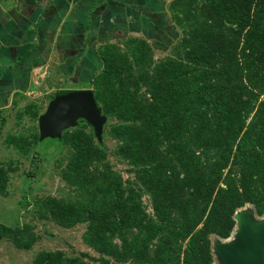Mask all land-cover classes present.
Wrapping results in <instances>:
<instances>
[{
	"label": "trees",
	"instance_id": "obj_1",
	"mask_svg": "<svg viewBox=\"0 0 264 264\" xmlns=\"http://www.w3.org/2000/svg\"><path fill=\"white\" fill-rule=\"evenodd\" d=\"M167 8L179 35L166 54L140 34L97 47L102 66L88 87L107 117L102 139L84 118L51 137L66 150L57 166L69 192L37 196L35 212L86 223L83 239L98 254L42 248L33 264H213L212 236L231 235L236 210L252 203L264 213V0ZM43 105L14 102L17 122L37 120ZM7 119L0 109V132ZM4 140L36 156L38 125ZM14 162L0 160L3 194ZM40 236L32 222L0 223V237L20 248Z\"/></svg>",
	"mask_w": 264,
	"mask_h": 264
},
{
	"label": "crops",
	"instance_id": "obj_2",
	"mask_svg": "<svg viewBox=\"0 0 264 264\" xmlns=\"http://www.w3.org/2000/svg\"><path fill=\"white\" fill-rule=\"evenodd\" d=\"M168 1L0 0V109L42 89L43 80L88 87L102 66L98 45L129 34L152 37V20L168 11Z\"/></svg>",
	"mask_w": 264,
	"mask_h": 264
},
{
	"label": "rangeland",
	"instance_id": "obj_3",
	"mask_svg": "<svg viewBox=\"0 0 264 264\" xmlns=\"http://www.w3.org/2000/svg\"><path fill=\"white\" fill-rule=\"evenodd\" d=\"M162 10L163 13H160V15L162 14L160 19L152 20V27L156 29L152 33V37L147 36L156 47V56H162L169 52L171 42L179 35L175 24L170 20L169 11H165V7ZM141 27L138 26V29L141 30ZM138 29L137 31H139ZM59 81L64 82L65 80L64 78H59ZM41 83L42 89L35 93H26L25 98L18 104L22 105L29 100L38 99L44 102L41 108L43 112L52 97V93L60 89L61 86L57 87L55 79L51 81L52 85H50L49 80H43ZM80 83L66 82L63 86L65 88L68 86L80 88L86 85H81ZM46 89L49 91L46 92ZM5 113L8 119L0 132V160L13 159L15 161L14 166L17 165V168L11 172L9 192L7 194L0 192V223L16 225L22 222H32L41 236L32 248L17 247L6 237H0V264H33L35 252L42 248H63L70 254L87 250L92 255H97L98 253L83 239L86 223H78L75 226L66 227L53 219L39 217L35 212L33 202L37 196L49 193L66 194L69 192V186L61 178L59 167L57 166V161L65 154L66 150H57L53 139L47 137L38 142L37 148L40 154L36 160L35 157L37 155L34 156V151L29 155H22L12 146L7 145L4 138L8 132L22 129L28 131V129L35 128L37 125L39 129L38 119L35 120L26 115L18 123L17 110L14 106L6 109ZM106 140L111 147L115 145L113 139L107 137ZM111 159L114 161L116 168L123 170L124 175L127 176L128 173L125 170L127 164L117 159L114 155H111ZM243 207L250 208L248 211L256 215L255 207L252 204H247ZM246 210L245 212H247ZM216 238L221 239L217 235H213L212 241L214 242ZM223 242V244H227L228 240ZM214 264H224L216 252Z\"/></svg>",
	"mask_w": 264,
	"mask_h": 264
},
{
	"label": "water",
	"instance_id": "obj_4",
	"mask_svg": "<svg viewBox=\"0 0 264 264\" xmlns=\"http://www.w3.org/2000/svg\"><path fill=\"white\" fill-rule=\"evenodd\" d=\"M82 118L94 127L101 140L107 117L102 112L93 89L60 88L39 115V136L41 139L60 137L66 128L76 125ZM243 206L235 212L236 224L231 235H217L221 239L212 241L214 258L216 252L224 264H264V213L259 215L256 212L257 217L248 211L250 208ZM224 240H228L227 244H223Z\"/></svg>",
	"mask_w": 264,
	"mask_h": 264
}]
</instances>
